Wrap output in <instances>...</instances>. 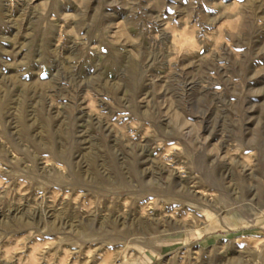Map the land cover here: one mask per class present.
Here are the masks:
<instances>
[{"label": "rangeland", "instance_id": "1", "mask_svg": "<svg viewBox=\"0 0 264 264\" xmlns=\"http://www.w3.org/2000/svg\"><path fill=\"white\" fill-rule=\"evenodd\" d=\"M0 264H264V0H0Z\"/></svg>", "mask_w": 264, "mask_h": 264}]
</instances>
